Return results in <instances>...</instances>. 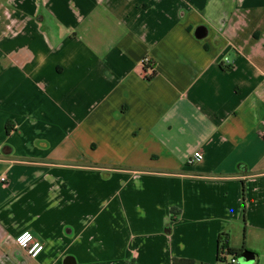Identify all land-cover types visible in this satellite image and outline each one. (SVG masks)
<instances>
[{
	"label": "crops",
	"instance_id": "0c3cea01",
	"mask_svg": "<svg viewBox=\"0 0 264 264\" xmlns=\"http://www.w3.org/2000/svg\"><path fill=\"white\" fill-rule=\"evenodd\" d=\"M262 130L264 0H0V264L264 259Z\"/></svg>",
	"mask_w": 264,
	"mask_h": 264
},
{
	"label": "built area",
	"instance_id": "2783aa9c",
	"mask_svg": "<svg viewBox=\"0 0 264 264\" xmlns=\"http://www.w3.org/2000/svg\"><path fill=\"white\" fill-rule=\"evenodd\" d=\"M142 66L146 67L144 72L147 78L153 75L154 68L153 65L149 62L148 58H144ZM260 134L264 137V130H262ZM200 158V152H194L193 155L188 159V163H192ZM15 242L19 247L24 249L28 256L31 258L37 257L39 253L44 249L43 243H41L29 230L19 232L15 236ZM233 261L234 260H232V262ZM221 264H230V262H221Z\"/></svg>",
	"mask_w": 264,
	"mask_h": 264
},
{
	"label": "trees",
	"instance_id": "16d2710c",
	"mask_svg": "<svg viewBox=\"0 0 264 264\" xmlns=\"http://www.w3.org/2000/svg\"><path fill=\"white\" fill-rule=\"evenodd\" d=\"M146 67H143V70H145ZM155 72H153L154 74ZM242 195V215H244V188L242 186L241 190ZM243 251H247L245 247L242 245L240 248H233L229 246L227 234H219L218 236V251H217V262H226L229 261L230 264H238L236 257ZM232 260H234L232 262Z\"/></svg>",
	"mask_w": 264,
	"mask_h": 264
},
{
	"label": "water",
	"instance_id": "95a60500",
	"mask_svg": "<svg viewBox=\"0 0 264 264\" xmlns=\"http://www.w3.org/2000/svg\"><path fill=\"white\" fill-rule=\"evenodd\" d=\"M201 28H198V30L196 31V36L197 37H202L203 35V32L202 33H199L198 31L200 30ZM253 259V254L249 251H243V256L241 257V264H250L251 261ZM66 264H73V262L70 260V258H66Z\"/></svg>",
	"mask_w": 264,
	"mask_h": 264
},
{
	"label": "rangeland",
	"instance_id": "374dc122",
	"mask_svg": "<svg viewBox=\"0 0 264 264\" xmlns=\"http://www.w3.org/2000/svg\"><path fill=\"white\" fill-rule=\"evenodd\" d=\"M243 256V252H241L237 257H236V260H237V263L238 264H241L240 260H241V257ZM250 264H264V259L262 258H259V261H258V258L256 259V261L252 260Z\"/></svg>",
	"mask_w": 264,
	"mask_h": 264
}]
</instances>
